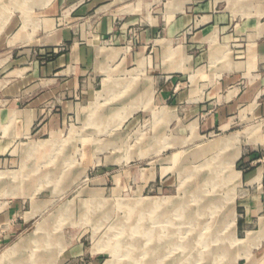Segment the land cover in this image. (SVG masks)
<instances>
[{"label": "rangeland", "instance_id": "rangeland-1", "mask_svg": "<svg viewBox=\"0 0 264 264\" xmlns=\"http://www.w3.org/2000/svg\"><path fill=\"white\" fill-rule=\"evenodd\" d=\"M242 30L240 22L230 25L234 44L246 48ZM123 63L115 59L102 77L87 73L74 96L43 102L35 131L52 115L50 107L69 102L66 120L0 156V210L2 202L21 201L27 220L0 243V261L41 222L40 237L20 252L42 254L15 256L10 264H231L235 258L242 239H234L230 210L239 147L202 132L192 113L131 96L144 76L123 74Z\"/></svg>", "mask_w": 264, "mask_h": 264}, {"label": "crops", "instance_id": "crops-1", "mask_svg": "<svg viewBox=\"0 0 264 264\" xmlns=\"http://www.w3.org/2000/svg\"><path fill=\"white\" fill-rule=\"evenodd\" d=\"M234 22L245 31L246 48L234 44ZM131 29L138 30L134 42ZM118 57L123 74L144 76L131 96L192 113L202 132L239 147L230 213L234 239L242 242L231 264H264V0H0V156L35 131L43 102L74 96L87 73L107 75ZM69 111V102L50 107L35 134L57 128ZM2 205L6 243L27 220L21 201ZM41 225L17 242V256L40 255L20 250L40 237Z\"/></svg>", "mask_w": 264, "mask_h": 264}, {"label": "bare ground", "instance_id": "bare-ground-1", "mask_svg": "<svg viewBox=\"0 0 264 264\" xmlns=\"http://www.w3.org/2000/svg\"><path fill=\"white\" fill-rule=\"evenodd\" d=\"M225 144V143H224ZM146 200H148V199H146ZM155 206H159V202H158V200H155L154 202H152ZM169 203V202H168ZM139 204H141V201H139L138 200V202H136V206H138ZM143 206H145L144 205V201H143ZM149 204H150V202H149ZM151 206V205H150ZM143 216H144V213L142 214ZM155 216V215H154ZM144 220V219H143ZM142 223V222H141ZM152 223V222H151ZM146 231V230H145ZM149 232V231H148ZM47 233V232H46ZM147 235V234H146ZM38 238V237H37ZM22 240V239H21ZM154 240V239H153ZM19 242V241H18ZM159 242V241H158ZM177 242V241H176ZM179 244V243H178ZM181 244V243H180ZM16 245H20L19 243H16L15 245H14V247H12V248H10L9 250H8V252L5 254V256H4V258H3V260H1L0 261V264H10V260L11 259H13L15 256H17V254L19 253V252H15V250H16ZM172 246V245H171ZM173 247V246H172ZM170 248V247H169ZM19 249V248H18ZM154 249H156V248H154ZM147 252V251H146ZM42 254V253H41ZM31 256H32V253H31ZM37 257H38V253H37ZM28 258V257H27ZM40 259V258H39ZM30 260V259H29ZM42 260V259H41ZM35 261V260H34ZM39 261V260H38ZM12 262V261H11ZM14 262V261H13ZM19 262H21V261H19ZM16 263V262H15ZM34 263V262H33ZM36 263V262H35Z\"/></svg>", "mask_w": 264, "mask_h": 264}, {"label": "built area", "instance_id": "built-area-1", "mask_svg": "<svg viewBox=\"0 0 264 264\" xmlns=\"http://www.w3.org/2000/svg\"><path fill=\"white\" fill-rule=\"evenodd\" d=\"M138 37V30L137 29H131L130 30V42H134Z\"/></svg>", "mask_w": 264, "mask_h": 264}]
</instances>
